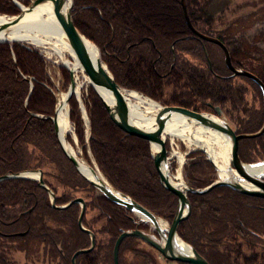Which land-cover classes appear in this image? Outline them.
Here are the masks:
<instances>
[{
  "label": "trees",
  "instance_id": "1",
  "mask_svg": "<svg viewBox=\"0 0 264 264\" xmlns=\"http://www.w3.org/2000/svg\"><path fill=\"white\" fill-rule=\"evenodd\" d=\"M73 1L76 27L100 48L102 60L121 87L163 106L214 113L218 107L225 116L236 108L242 110L235 122L241 134L261 130L263 111L253 109L247 117V104L243 103L247 90L238 80L257 91L260 88L244 77H233L224 58L215 53V45L189 31L179 0L180 14L172 21L160 13L177 10L170 6L175 0ZM211 1L187 0L189 18L197 30L224 43L233 65L241 69L224 35L214 33L216 21L206 9ZM20 12L12 0H0V14L15 16ZM46 67L38 51L17 43H0V178L40 170L45 184L56 195L58 207L69 204L81 192L87 193L85 200L90 201H86L83 222L95 234L96 248L79 256L77 264H114L116 240L124 231L136 229L139 220L104 195H96V188L65 154L50 119L55 115L56 97ZM62 71L67 78V70ZM88 94L92 100L86 107L91 124L89 146L99 170L113 188L156 217L173 222L178 200L161 183L150 143L123 132L110 119L93 88ZM70 106V120L85 145L78 102L72 98ZM197 156L198 160L185 167V179L190 188L204 189L215 182L207 174L216 171L206 156ZM239 156L246 164L264 161V135L242 140ZM51 166L60 171L58 179L66 188L63 196H58V190L47 180L46 169ZM189 200L191 214L178 233L209 264H264L263 198L222 186L206 194H189ZM93 210L104 214L103 226L95 228L87 219ZM80 214L77 204L54 208L49 191L38 180L0 181V264H15L12 255L16 252L25 255L27 264H71L76 252L91 247L90 235L78 225ZM139 229L147 232L148 226L140 223ZM142 245L140 239H126L120 248L119 264H129L130 257L136 261L147 257L144 264H156L155 251L151 248L154 255L146 252Z\"/></svg>",
  "mask_w": 264,
  "mask_h": 264
},
{
  "label": "water",
  "instance_id": "2",
  "mask_svg": "<svg viewBox=\"0 0 264 264\" xmlns=\"http://www.w3.org/2000/svg\"><path fill=\"white\" fill-rule=\"evenodd\" d=\"M12 1L19 7L21 12L16 16L9 17L11 20L3 23L0 26V32L7 31L11 27L19 24L28 13L33 12L34 9L40 4L45 2L51 3L54 13L56 14L63 28V31L68 39V42L72 50L74 51L77 57V60L83 72L91 80L92 82L91 87L94 89V91H96V94L104 104L110 119L127 135L140 137L147 140L151 145V149L153 148V145L158 147V151L156 153H154L153 150L152 152H153L155 167L160 175L161 183L170 193L177 196L179 200V208L178 211L176 212L175 218L170 228L166 230L160 227L158 223V218L150 210H148L141 204L135 202L129 196L116 190L110 184L106 185L103 183H97L87 179L81 173L79 169L78 161L69 155L64 145L62 144L57 126V109H56L55 115L50 119L54 123L57 137L67 157L71 160V162L74 164V166L79 171V173L82 174V176H84V178L87 179L101 195H104L113 203L132 212L134 216L139 220V222H137L136 224L137 225L136 229L132 231H124L118 237L113 251L114 264H119V253H120L121 245L125 239L130 237L137 238L145 242L150 247L158 251L168 261L184 263V264H209V262L204 257H202L194 248H192L187 243L186 244L192 250V254L190 256L181 254L174 246V241L176 240V238H181L178 234L180 224L183 221L187 220L191 214L192 207L190 200L188 198V193L201 195V194L209 193L217 187L226 186L241 194L264 199V177L259 178L250 175L245 169V167L250 166V164L248 165L245 164L244 162H242V160L239 157L240 142L244 139H254L263 136L264 124L261 130L257 133L238 134L231 127L229 123L225 121L217 122L216 120H214L215 119L214 117L209 116L205 113L192 111L178 106H163L155 101L159 105V110L155 115V119H154L155 121L153 127L151 129L140 128L132 123L130 116L128 115V112L126 110L125 104L123 102L122 95L126 94L128 90L121 87L116 82L109 68L101 60L100 57L98 59L94 58L87 45V42H89V40L76 27L73 20V6H74L73 0H33L28 7L22 6L17 0H12ZM68 2H69V6L67 5ZM182 6H183L184 17L186 19L187 25L191 29V31L195 34V36L206 42L219 46L224 53L226 67L232 72L233 76L246 77L251 81H253L254 83H256L258 87L261 89L264 98V82L261 79H259L257 76L253 75L252 73L246 70L237 69L233 65L232 58L228 48L220 40L204 35L198 32L197 30H195L188 16L185 0H182ZM14 42H18V41H14ZM0 43H9V42L0 41ZM70 79H71V84L68 90V97L66 100L67 104L76 93V81L74 78V73L72 71H70ZM96 84L100 85V87L105 89L112 96L114 100L112 104L107 103V101L104 99V97L99 93L98 89L96 88L97 86ZM263 105H264V100H263ZM215 111L218 117H222V111L220 108L218 107L215 108ZM175 115L183 116V118H185L188 123L192 124L195 127L204 126L214 130H218L223 134H225L230 139L231 142L232 167H230V170L232 171L235 170L241 179L242 178L246 179L247 182H250L252 185L255 186V189H246L240 183H237L235 181L234 182L224 181L223 179H219L215 181L213 184H211L204 190H197L190 188L187 185V183L183 181V179L182 181L184 183V188L174 185L169 175V165H168L169 162L166 153V142L164 139V132L168 123L174 118ZM89 141H90V136H89ZM207 157L210 160V162L215 166V168L218 169L208 153H207ZM262 163H264V161L256 164H262ZM33 172L39 174L38 181L40 183V186L46 189L47 191H49V194L51 196L52 206L54 208L66 209L67 207L73 204H81L82 206V211L78 220V225L83 232L88 233L90 235L91 247L89 249L80 250L73 256L72 264H77V258L84 253H89L93 251L96 245L95 234L92 231L87 230L83 225V220L87 208L85 200L83 198H77L65 206L58 207L56 205V196L53 193V191L50 190L49 187L45 184V181L43 179V172L40 170L25 171L17 175H6L0 178V181L6 179H12V178H31L28 177V174ZM140 216L145 217L147 221L141 219ZM132 220H134V218H132ZM140 223L154 224L155 232L158 234L159 238L156 237V235L154 234H149L145 231L140 230L139 229Z\"/></svg>",
  "mask_w": 264,
  "mask_h": 264
},
{
  "label": "rangeland",
  "instance_id": "3",
  "mask_svg": "<svg viewBox=\"0 0 264 264\" xmlns=\"http://www.w3.org/2000/svg\"><path fill=\"white\" fill-rule=\"evenodd\" d=\"M17 1L22 6L28 7L29 4L33 0H17ZM175 1L176 2H170V6L176 7L177 10H169L168 9L166 13L165 12L160 13V14L164 15V18L168 19L169 21L170 20L172 21L174 18L179 16L180 10L177 8L179 1H180V5L182 7L181 9L183 10L182 0H179V1L175 0ZM186 1L187 0H185V3H186ZM165 3H166V1H165ZM186 8H187V6H186ZM206 9L209 12V15H212V17L216 21V24H215L214 29H213V30H215L214 33H216L217 35L218 34L224 35L227 44H229L231 47V50L234 51V55L236 56V60L238 63L241 64L243 70H245V69L249 70L248 72H250L252 74L254 73L253 75L258 76V78H261L264 81V0H212L209 3L208 8H206ZM182 12H183V16H184V11H182ZM0 15L5 16V17H13L14 16V15H9V14H0ZM188 16H189V14H188ZM184 19H185V17H184ZM185 21H186V19H185ZM190 21H191V19H190ZM191 24H192V22H191ZM186 25H187V22H186ZM192 26H193V24H192ZM187 27H188V25H187ZM188 29L195 36V34L191 31V29L189 27H188ZM194 29L197 30L196 27H194ZM197 31L202 33L199 30H197ZM202 34H204V33H202ZM204 35H206V34H204ZM195 37H197V36H195ZM213 38H215V37H213ZM88 40H89V42L94 44L99 49V51H100L99 57L102 60L100 48L93 41H91L90 39H88ZM14 43L26 46L28 49L38 51L40 53V55L46 61V64H47L46 72H47V75L49 76L51 82L53 83L52 92L56 97V109H57L60 94L66 93V92L68 93V90H69V87L71 84L70 70L68 68L64 67L61 63H59L58 58L56 56L50 57L46 54L45 51H43V50H41L35 46L29 45L27 43H22V42H14ZM207 43H209V42H207ZM210 44H212V43H210ZM212 45H215V44H212ZM215 47H216L215 53L218 54V57L222 56L224 58V53H223L222 49L217 45H215L213 48H215ZM219 54H221V55H219ZM68 58L72 59V57H70V56H68ZM224 63H225V58H224ZM225 66H226V64H225ZM62 68L67 70V72H68L67 78L64 76L65 73H63ZM237 69H240V68H237ZM231 74H232V72H231ZM232 76H233V74H232ZM244 78H246V77H244ZM246 79H248V78H246ZM248 80H250V79H248ZM238 83L247 90L245 101L243 102L244 105L247 104V108H248L247 117L253 113L252 112L253 109L254 110H262L263 114H264L263 93H262V91H260L258 85L253 82L259 89L257 91V89L255 87L248 84L246 81L244 82L242 79H239ZM86 86L87 87L81 92L82 100H83L82 104L85 108L86 114H84L83 109H82V104L80 103V101L76 97V95H74L72 97L78 102V105H79L78 111L80 112V119L83 122L85 145H82L79 141L78 136L74 137L75 136L74 134L69 135V138L71 140L70 141L68 140V142L74 147V149H75V151H76V153L80 159L85 160L90 166L95 165L98 167V165H97V163H96V161L92 155V152L90 150V146H89V142H90L89 136L91 135L90 134L91 133V124H90V118H89L88 111H87L86 107H87V105H91V102H92L91 96L88 94V91H87L89 88H92V87H90V85H86ZM127 90H128V92L129 91L137 92V91H133V90H129V89H127ZM94 92L96 93V91H94ZM137 93H139V92H137ZM139 94L142 95L143 97H147L141 93H139ZM72 98L70 99V101L72 100ZM147 98H149V97H147ZM70 101L68 103V106L70 107V112H71ZM157 103H159V102H157ZM159 104H161V103H159ZM213 111H215V109ZM232 111H233V113L231 115L226 114V116L223 115V112H222V117H218L216 114V111H215V113L214 112H200V113H205L209 116H212L214 118L219 119L220 121H225V122L229 123L231 125V127L238 134H241V132L238 131V126L235 124V122L237 121L238 115L240 114V112L242 110H237L235 108ZM55 112H56V110H55ZM72 126H73V131L76 134L75 124L72 123ZM248 134H254V133H248ZM164 139L166 142V153H167V158H168V162H169V164H168L169 165V175H170V178H172L174 180L180 173L181 178L183 179V181L186 182L185 167L191 161H195V160L199 159L197 154L201 153L204 156H206L207 160H209L207 157V152L203 149H198V148H191L190 149L186 143H184L183 141H181L178 138H173L171 136L164 135ZM244 140H246V139H244ZM152 154H153V152H152ZM231 160H232V158H231ZM154 165H155V163H154ZM230 167H232V161L230 163ZM46 171L48 172L47 180L50 182V184L53 187H55L56 190H58L57 195L63 196V194L66 191V188L63 187V183H61L58 179V175H60V171L55 166H51L50 168L46 169ZM215 171L216 172H214V171L209 172L207 175L210 176L209 179L214 177V180L217 181L220 179L219 178V171L216 168H215ZM78 173H79V171H78ZM28 179L35 180L33 178H28ZM187 185H188V183H187ZM206 188H204V189H206ZM204 189H197V190H204ZM71 193L74 195L73 192H71ZM98 194H100V193L97 191L96 195H98ZM189 194H192V193H188V198H189ZM86 196H87V193L81 192V193L76 195V199L77 198H83L85 200ZM49 197L51 199L50 194H49ZM176 198H177V196H176ZM177 200H178V198H177ZM86 201H90V200H85V203H86ZM77 205L80 206L81 211H82L81 204H77ZM86 206H87V204H86ZM191 207H192V205H191ZM178 208H179V200H178ZM177 211H178V209H177ZM157 218H158V220H162L166 223V225H167L166 230L170 228L172 222H169V221H167L161 217H157ZM87 219L89 220L90 223L94 224L95 228L97 225L99 227L103 226L106 222V218H105L104 214L101 215V211H98V210L90 211ZM78 220H79V218H78ZM83 225H84V222H83ZM146 225L148 226L147 233L154 234V235H156V237L159 238L158 234L155 232V228L153 227L152 223H146ZM90 239H91V237H90ZM142 247L144 250H146V252L149 251L150 253L153 254V252L151 251L153 248L150 247L145 242H144V245H142ZM95 248H96V245H95ZM153 251H155L154 252L155 255L153 254L154 255L153 257L156 261V264H180L177 262L168 261L155 249H153ZM84 254H87V253H84ZM143 258L147 260V257H141V259H139V260L137 259V261L135 260V258L130 257L128 259V263L129 264H144ZM41 259H43V258H41ZM12 262H14L15 264H27L28 263L26 261L25 255L21 252H16L12 255ZM113 262H114V258H113ZM149 262H151V260H149ZM41 263H42V260H41ZM29 264H34V262L29 263ZM35 264H38V263H35ZM47 264H49V263L47 262ZM71 264H72V259H71Z\"/></svg>",
  "mask_w": 264,
  "mask_h": 264
},
{
  "label": "bare ground",
  "instance_id": "4",
  "mask_svg": "<svg viewBox=\"0 0 264 264\" xmlns=\"http://www.w3.org/2000/svg\"><path fill=\"white\" fill-rule=\"evenodd\" d=\"M67 5L69 6V2ZM10 20L9 17L0 15V26ZM0 41H7L11 44H13L14 41L27 43L45 51L50 57L56 56L59 63L74 73L76 81L75 95L80 103H83L81 92L87 87L86 85H90L91 87L92 82L83 72L63 28L54 13L51 3L45 2L40 4L33 12L28 13L19 24L11 27L7 31L0 32ZM87 45L94 58L98 59L100 55L99 49L91 42H87ZM68 56L72 57V59L68 58ZM96 85L99 93L104 97L107 103L112 104L114 102L112 96L105 89L100 87V85ZM67 97V92L61 93L57 107V126L62 144L69 155L78 161L79 169L87 179L109 185L98 167L95 165L90 166L85 160L80 159L74 147L68 142L69 135L74 134V137L77 135L73 131L72 122L70 120V107L66 102ZM122 98L132 123L140 128L151 129L154 125V119L159 110V105L155 101L143 97L137 92H127L122 95ZM82 109L84 114H86L83 104ZM214 120L221 122L217 118ZM164 135L180 139L186 143L190 149L198 148L205 150L217 166L220 179L230 182L235 181L246 189H255V186L247 182L246 179H241L235 170H230L231 142L222 132L204 126L195 127L188 123L183 116L175 115L168 123ZM152 150L156 153L158 147L153 145ZM245 169L254 177H264V163H255V165L250 164V166H246ZM28 177L38 180L39 174L35 172L29 173ZM171 181L174 185L184 188L180 173L175 180L171 178ZM140 218L147 221L143 216H140ZM158 223L162 229L167 228L164 221L158 220ZM152 225L154 227V224ZM174 246L183 255L190 256L192 254L191 248L181 238H176Z\"/></svg>",
  "mask_w": 264,
  "mask_h": 264
}]
</instances>
